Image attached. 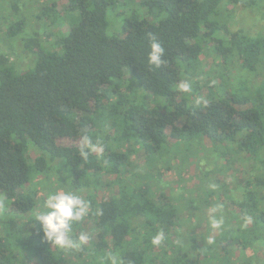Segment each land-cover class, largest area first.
<instances>
[{
	"label": "trees",
	"instance_id": "obj_1",
	"mask_svg": "<svg viewBox=\"0 0 264 264\" xmlns=\"http://www.w3.org/2000/svg\"><path fill=\"white\" fill-rule=\"evenodd\" d=\"M16 1L10 8L19 13ZM121 1L66 0L73 22L49 43L50 32L25 31L23 14L6 26L10 37L23 34L31 62L21 70L0 54V264H111L112 254L123 264H264V36L241 35L229 25L237 22V8L257 1L138 0L120 11L127 4ZM49 3L41 17L55 24L61 11ZM117 15L121 31L110 33ZM153 36L165 50L159 67L148 63ZM206 44L225 68L207 80V104L197 105L176 86L197 70ZM237 62L260 84L249 86L246 74L230 83ZM84 134L102 152L82 157ZM170 139L201 144L202 151L206 141L222 163L204 175L228 176L204 178L193 197L181 193V204L180 192L157 193L148 182L131 181L132 154L164 166L171 162ZM248 159L242 195L222 193L233 164ZM54 170L65 188L87 189L83 198L90 204L89 215L75 226L76 235L83 231L90 239L66 252L43 242L33 227L37 184ZM115 180L117 192L97 199V188ZM215 191L217 205L206 207ZM227 200L231 207L223 205ZM212 215L222 224L204 243V233L214 229ZM160 230L166 238L155 246L151 239Z\"/></svg>",
	"mask_w": 264,
	"mask_h": 264
},
{
	"label": "rangeland",
	"instance_id": "obj_2",
	"mask_svg": "<svg viewBox=\"0 0 264 264\" xmlns=\"http://www.w3.org/2000/svg\"><path fill=\"white\" fill-rule=\"evenodd\" d=\"M11 1L12 0H0V54L8 57V59L14 64L16 68L23 70V68H25L31 62V58L27 52L23 50V34L16 36L14 35L13 37L7 35L6 26L8 22L24 15L26 20L25 31L42 29L44 33L50 32V39L48 38L44 41L45 43H49L55 38L56 35L68 28L69 24L73 22L75 13L68 10L66 0H17L16 3L20 7L19 13L13 11L10 8ZM51 1H53V3H55V7L59 8L61 11L60 16L62 19H58L55 24H49L48 19L45 20L41 17L43 6L46 4L49 5V2ZM123 1L127 4H125L126 6L118 7V10L120 11H124L130 6L134 7L138 0H122L121 2ZM256 1L257 4L254 6L247 8H237V12H235V15H233L234 18L237 19V22H229L230 27L235 31L237 30L241 35H251L252 37L264 36V0ZM113 17V22L110 19V24L108 26L109 32H120L121 21L119 15ZM199 62L200 65L197 70L188 76L183 74L180 81H187L191 85V90L189 92H185V94L187 97L193 96L195 99L205 98L208 89L205 87L207 86V80H216L219 78V74L222 72L221 70L225 68V64L222 62L221 57L219 55L217 56V54L213 51L212 44L205 45L204 51L202 55H200ZM237 63V67L230 68L233 73L231 77L227 79L230 83H234V77L242 76L241 74H246L248 78H246L245 75H243L242 78H245L246 81L249 82V86L252 84L253 86L260 84L261 78L259 76L250 77L248 75L247 68L242 66L240 62ZM126 76H128L127 73ZM213 89L217 90L218 84L214 85ZM60 142L66 144L69 143L68 140H63ZM173 143V139L168 140L167 146L170 149L168 150L170 152L167 151L166 158L171 160L169 164H164V166H162V162L160 163L156 161L155 164L149 166L143 154L141 152H137L135 155L132 154L131 156L133 162L130 164L126 175H129L128 177H130L131 181L135 183L148 182L151 185L152 190L157 193L172 192V194H177L180 192L178 193L180 198H178L176 202L181 204L184 201V198H181V193H184L187 198L193 197L195 194H197V190H199V185H201V182H204V178H208L209 181L213 182L216 178L223 179L224 176L228 174L227 172L223 171L221 174L212 173L209 175H204V171L210 172L212 168H219L221 166L220 164L222 163L221 159H213L214 155L211 156L209 154V147L206 141L203 142V146L205 148L203 151L200 150L201 144L187 147L184 143ZM32 154L35 156L38 154V151L33 150ZM55 165H59V162H56ZM251 165V159H248L245 162L238 161L234 163L231 167L233 171L232 175L231 177H227V182H225V184L227 183V186H225L224 189L221 188L222 193L223 190H225V194L233 196L234 199L239 198L243 193V190L240 188L239 184L242 186L245 179L244 174H249ZM166 166H169L168 170L164 169ZM58 173V171L54 170V173H50L46 177L42 176V179L39 180V184H37V186L41 188H38V200L40 201L38 202L36 211L40 209L43 200L46 198L49 192L56 190H70L69 187L65 188V185H61L62 182L58 181ZM126 182L128 183V181ZM114 183L115 184L111 183L106 186L98 187V190H96L95 193L97 199H99L102 195L105 196L110 193L117 192L116 180ZM26 187L29 188L28 185ZM227 187H229V189H226ZM88 190H91V188H88ZM75 192L79 193L83 197L88 191L87 189H80L79 191ZM218 194L219 191H215V194L210 196L209 200L211 203L208 202L205 206L208 207V205L211 204L212 206L217 205ZM228 204H230L229 200L225 201V204L223 205L231 207V205ZM201 232H204V229H201ZM204 234L205 236L203 238V242L209 243L210 239L211 242L213 241L217 231L216 229H211ZM261 258L263 259V257ZM71 259V261H75V257H72ZM26 261L33 263V259L31 257L26 258Z\"/></svg>",
	"mask_w": 264,
	"mask_h": 264
},
{
	"label": "clouds",
	"instance_id": "obj_3",
	"mask_svg": "<svg viewBox=\"0 0 264 264\" xmlns=\"http://www.w3.org/2000/svg\"><path fill=\"white\" fill-rule=\"evenodd\" d=\"M164 48L155 39L151 37L150 51L148 53V63L159 67L164 61ZM181 92H189L191 85L187 81L180 82L177 86ZM207 104L206 100L198 98L195 104ZM99 151L93 144L87 134L81 136L80 155L87 158L89 152ZM220 206L218 205L217 208ZM214 212L216 209L213 210ZM90 213V204L79 193L72 190H56L47 194L38 211H34L32 217L36 223L33 227L38 233H42L41 239L51 248L60 252H66L83 247L90 239L89 234L81 231L79 235L75 233V226L79 225ZM210 224L214 229H219L222 220L216 218L215 215L209 217ZM165 233L160 230L151 239V243L159 246L165 240ZM211 243V239L209 240ZM111 264H123L122 258L117 254H112L109 257Z\"/></svg>",
	"mask_w": 264,
	"mask_h": 264
}]
</instances>
